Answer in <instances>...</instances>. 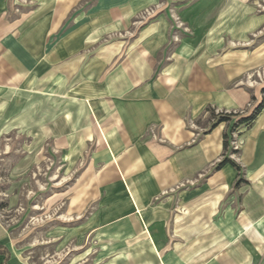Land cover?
<instances>
[{
  "label": "crops",
  "instance_id": "1",
  "mask_svg": "<svg viewBox=\"0 0 264 264\" xmlns=\"http://www.w3.org/2000/svg\"><path fill=\"white\" fill-rule=\"evenodd\" d=\"M28 1L3 24L0 0V132L51 140L82 168L62 195L75 217L48 226L42 252L0 221V264H264V81L250 91L241 80L264 65V43L222 51L218 33L259 17L224 8L207 21L214 9L200 1L180 16L194 25L203 10L198 39L173 43L158 0ZM210 108L232 115L196 126ZM228 128L238 154L215 169Z\"/></svg>",
  "mask_w": 264,
  "mask_h": 264
},
{
  "label": "rangeland",
  "instance_id": "2",
  "mask_svg": "<svg viewBox=\"0 0 264 264\" xmlns=\"http://www.w3.org/2000/svg\"><path fill=\"white\" fill-rule=\"evenodd\" d=\"M158 1L160 4H165L167 8L171 24L170 41L176 43L181 38L196 35L197 27L194 26L198 21H203V10H198L195 13L197 21L194 22V25L180 16L186 8H191L204 0ZM205 1H207V6L214 9L211 10V12L213 11L211 17H205L204 20L207 19V21L212 18L210 20L216 22L218 13L224 8H227L228 11H241L245 20L254 15L259 17L257 27L251 26L242 31L235 28L233 20H227V26L230 23L232 26L218 32L225 41L222 51L235 50L250 54L264 43V0ZM30 5L28 0H9L8 10L3 13L2 23L6 24L16 16H20L22 11L31 7ZM155 11L147 6L142 11L141 17L148 18ZM214 30L212 29L211 33ZM195 39H198L197 35ZM172 47L171 45L166 52H158L156 57L166 62ZM241 80L247 90H250L249 87L258 85L264 81V65L247 69ZM221 114L224 113L210 108L207 120L200 116L195 120V124L207 128L217 122ZM232 119L228 125L231 124ZM238 135L237 131L232 132L228 128L225 157L236 158L238 154L236 151L239 147ZM81 168L82 164L66 163L61 151L52 145L51 140L45 141L42 145H34L25 133L10 130L0 132V221L11 235L17 237L20 246L28 247L30 250L40 249L42 252L43 246L40 237L48 230V226L60 220L74 219V215L67 218L64 216V213L69 210V202L68 198H64L62 195L69 188H78L80 181L76 178ZM49 194L52 195L47 197Z\"/></svg>",
  "mask_w": 264,
  "mask_h": 264
},
{
  "label": "trees",
  "instance_id": "3",
  "mask_svg": "<svg viewBox=\"0 0 264 264\" xmlns=\"http://www.w3.org/2000/svg\"><path fill=\"white\" fill-rule=\"evenodd\" d=\"M262 93H264V87L262 88ZM263 107V101L260 102L255 108L254 110L249 113L248 115H238V118L234 121L233 123V127H236L240 124H245V125H249L251 124V122L255 119L256 115L260 112V110L262 109ZM232 115V113H224V114H221L220 117L217 119V122H220V121H227L230 119V116ZM224 147L226 148L227 147V134H224ZM227 162H232L229 158L227 157H224L220 162H218L216 165H215V169H218L220 168L221 166H223L224 164H226Z\"/></svg>",
  "mask_w": 264,
  "mask_h": 264
}]
</instances>
